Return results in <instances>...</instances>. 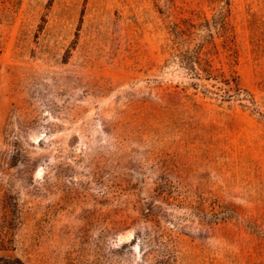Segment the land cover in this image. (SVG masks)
Segmentation results:
<instances>
[{
    "label": "rangeland",
    "instance_id": "rangeland-1",
    "mask_svg": "<svg viewBox=\"0 0 264 264\" xmlns=\"http://www.w3.org/2000/svg\"><path fill=\"white\" fill-rule=\"evenodd\" d=\"M215 16L264 112V0H0V264H264V120L174 57Z\"/></svg>",
    "mask_w": 264,
    "mask_h": 264
},
{
    "label": "trees",
    "instance_id": "trees-1",
    "mask_svg": "<svg viewBox=\"0 0 264 264\" xmlns=\"http://www.w3.org/2000/svg\"><path fill=\"white\" fill-rule=\"evenodd\" d=\"M198 42L194 45L186 38L184 30L179 25H174L172 34L174 36V57L178 59L181 68L186 72L190 87L204 95H215V98L223 101L239 99L246 102L243 105L264 120V112L253 94L238 86L239 76L215 74L209 66H204L201 58L203 44L211 42L217 35H221L227 30L224 19L215 16L212 19L206 18L204 21L194 26ZM20 263V260L17 259ZM4 264H16L5 260ZM24 264V263H21Z\"/></svg>",
    "mask_w": 264,
    "mask_h": 264
}]
</instances>
